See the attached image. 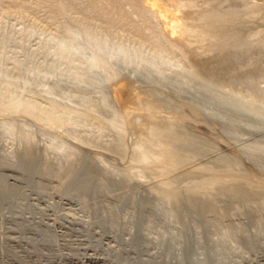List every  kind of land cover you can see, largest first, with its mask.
Here are the masks:
<instances>
[{"label": "rangeland", "instance_id": "rangeland-1", "mask_svg": "<svg viewBox=\"0 0 264 264\" xmlns=\"http://www.w3.org/2000/svg\"><path fill=\"white\" fill-rule=\"evenodd\" d=\"M136 1L138 5L141 3L145 5V0L143 2ZM171 1L167 0L168 3H166L163 0L162 2L173 6L178 0H174L173 4ZM179 2L182 9L178 6V2L175 8L179 7L186 12L180 10L185 22L186 20L189 22L186 24L195 30L197 27L203 26V24L195 26L196 23L191 22L192 19L195 21L197 15H200L196 14L197 9H192L194 8L193 3L197 4L198 2L197 5L200 4L199 7H201L203 6L201 1L190 0L193 5L188 3L189 0H179ZM185 2L188 6H192L189 7L192 11L189 10L191 13L193 12V15ZM249 2L257 4L260 1L251 0ZM209 3H212L210 9L207 7L204 10L207 13L203 12L207 15L208 12L220 11L222 8L227 11L230 6L227 0H214V4L213 1ZM22 4L21 11H19L13 8L12 0H0V264H94L93 262L97 261L104 262V264H264V202L259 204L261 200L264 201V172L255 168L249 161L247 162L242 151L232 148L233 145L234 147L238 145L237 148H240V142L245 146V142L242 141L246 140V136L242 137L245 138L242 141L240 139L234 143L229 137L214 132L213 129L210 131V128H207L211 127L207 126L211 125L209 122L203 121L202 123H205L203 126L191 117L189 118L192 113L189 109L183 106L180 111L173 109L161 99L160 95H155L154 92H158L160 87L142 84L141 89L142 91L146 90V97L148 96L145 98L147 100L143 98L144 103L141 100V105H145V108L138 107L140 112L134 113L137 112L135 110L132 118L128 115L129 107L128 109L120 107V110L118 108L120 112L121 110L124 111L123 113L128 112L126 115L121 112L126 118L127 115L130 117L129 119L124 118L126 123L129 121L128 124L124 122L125 131L129 130L126 131L125 143L123 142V147L124 145L125 147H120L123 149L119 151L114 147L117 140H115L116 136L113 134V130L111 129V135L114 137L110 136V139L106 134L110 135L109 128L107 129L109 132H107L105 124L98 116L92 112L90 113L92 115L89 114L88 117L86 113L85 102L88 104V101H91L92 105L96 106L99 101L98 95L87 93L80 95L67 85H65L66 87L63 85L65 88L61 89L63 92L64 89L70 88V93H65L67 97L65 94L53 95L56 79L51 75L55 71H60V73L66 71L69 61L79 57L80 53H84L88 57L91 56L88 50L96 54L101 61L109 58L107 57L109 54L123 56L129 55L133 50L144 54L145 57L151 54L156 57V52H153L155 46H152V43H149L150 45L142 43L135 35L134 27L136 25L132 23L133 21L141 22L137 10L134 11L129 6H125L124 10L129 11L131 15L130 21L122 24L120 29L114 32L105 33L101 30H95L96 32L82 30L77 23L79 15L76 12L64 17H53L52 13L39 5L37 0H22ZM215 4L218 9L214 7ZM182 5L187 6L189 12ZM221 6L222 8H220ZM173 8L174 6L172 10ZM224 19H227V24L223 22ZM224 19L217 20V23L214 19L212 21L209 19L211 23L214 20V25L209 22V26L204 24V31L208 33L209 30H205L208 26L210 30L211 28L212 31L216 29L217 32H213V34L209 32L212 40L208 41L207 38H204L200 41L202 46L198 43L199 48L195 47L194 49L198 51L201 49V53L203 50L204 55L205 44L208 46L210 43L212 47V45L222 42V44L227 43V46H236L240 42L233 37H237V27L247 26L248 21L244 23L243 19L241 21L239 17L233 21L227 17ZM144 20L146 22L147 19ZM256 20L258 18L252 21L257 23ZM228 22L231 25L224 27V25H228ZM145 24H147V30H150V24L147 22ZM156 24L161 26L158 22ZM220 25L226 31L224 29L221 32ZM65 27L67 29L64 31ZM240 32L243 33V30ZM218 34L220 39L224 36L225 40L215 39ZM212 35H214L213 38ZM240 36L238 34V39ZM241 37L243 38V36ZM183 38L185 37L183 36ZM228 38L229 40L234 38L235 40H232L234 43L231 40L228 43ZM184 41L187 42V38ZM184 41L178 44L185 45ZM202 41L209 43L203 42V44ZM203 47L204 49H202ZM208 49H211L210 46ZM211 51L214 54L212 49ZM210 52L205 53L211 55ZM158 53L163 54V52ZM206 55L204 56L209 58V55ZM263 55L260 54L259 58L261 60L263 58L264 62ZM75 68L81 71L83 67L76 65ZM45 76L48 77L45 78ZM126 77L113 83L109 91L114 86L117 89L119 85H124L123 81L127 83L129 77L127 79ZM138 85L135 87L140 88L141 84ZM262 86L264 87V85ZM70 94L74 96L70 97ZM75 94H79V96L77 97ZM107 94L109 95L111 92ZM81 96L85 101L79 100L80 103L77 100ZM74 97H77V100ZM10 99H21L23 103L31 104L34 109L40 112L35 113L36 116L32 118L30 115L22 113L8 114L5 109L10 104ZM146 101H149L148 104ZM150 102L154 106L150 105ZM66 115L71 118L66 117L68 119L63 122L64 126L63 123L60 125L56 122V120L62 122ZM46 116L50 117L53 122L49 121V124L46 125ZM159 116L162 120H158ZM164 117L165 119H163ZM139 121L141 125L144 122L149 126L142 125L141 127ZM194 125L199 131L197 136L205 135L200 138L207 141L213 140L215 145L220 146L221 149L218 147L217 153H229V157L232 159L240 158L238 163L241 165L240 168H243L245 174L250 176L248 178V175H245L247 177L244 176L243 180L246 182H242V184L250 183V179L253 177L258 184L255 188L258 190L260 188L262 191L257 193L254 189L251 190L253 193L249 194H255L256 197L257 193L259 199L255 201V197H251L249 200L247 197L250 195L245 197L244 194L237 195L236 188H233L235 197L231 195L233 191L230 193L226 191L224 194L230 201L226 197L224 198L221 192L228 189V178H232L230 177L231 173H229L230 170L226 172L229 167L226 169L218 162L211 164L209 161L212 157L210 156L197 158V162H194L193 158L191 161V156L190 160H187L186 156L187 162L185 155L181 154L187 164H181L184 160L178 162L177 157H175L177 160L175 158L173 160V157L176 156L173 149L174 140L170 137V139L167 138L169 131L165 132L164 130L168 127L170 129L176 127L177 130L180 128L183 131L184 128L194 127ZM5 127L9 128V131ZM146 127L151 128L147 129ZM191 130L189 131L192 132ZM142 131H146V133L143 132L145 135ZM207 131L210 134H207ZM211 132H213V136ZM21 133L28 134L26 135L28 137L32 136L29 150L27 145L19 143L17 135ZM148 136L153 138H148ZM222 138L224 142L226 139L225 143L221 140ZM227 138L232 143L228 142ZM247 138L253 141L246 140V145H248L247 141L251 144L256 139L255 137L250 138V136ZM148 139L152 141V144L148 142ZM111 140H113L112 144ZM157 144L159 147L165 146V149L162 148L167 150L166 153L170 157L173 155L172 160L167 162L163 153L165 162L162 160L159 162L152 158L155 156V147L158 149ZM230 151L238 156H233ZM141 152L145 156L143 157L145 160L138 158L142 154ZM64 156L65 160L71 158L72 161L71 159L65 161ZM69 161L71 162L67 166L66 163ZM171 161H176L178 167ZM179 164L182 168L184 165V168L179 170L181 168ZM189 164H193V166L191 167ZM204 166L210 171L212 170L213 175L212 171L203 169ZM198 167L200 170H197ZM216 170L221 173L217 175L214 172ZM222 171L225 174H222ZM214 173L217 175V179ZM159 174L161 177L158 176ZM210 174L215 178L213 177V179ZM221 174L227 179L224 180ZM209 176L213 180H210ZM238 183L241 184L237 181L236 185H239ZM100 186L104 189L101 190ZM240 191L248 193V190L245 189ZM219 194L220 197H218ZM239 197L240 199H238ZM82 199H86L85 203ZM216 200H219L218 204L220 203L221 207L219 210L223 215L219 213ZM241 200L244 201L242 203L244 205L241 204ZM224 202L229 204L227 206H230V210L224 206ZM222 204L224 205L221 206ZM247 204L248 206H246ZM240 205L242 207H239ZM217 212L218 216L224 217L223 220L215 215ZM216 221L218 222L216 223ZM219 223L224 224L220 226ZM234 228L241 230L232 233L231 230ZM224 229L228 232L227 234L231 232L230 237L225 238ZM221 231L224 233L221 234Z\"/></svg>", "mask_w": 264, "mask_h": 264}, {"label": "bare ground", "instance_id": "bare-ground-1", "mask_svg": "<svg viewBox=\"0 0 264 264\" xmlns=\"http://www.w3.org/2000/svg\"><path fill=\"white\" fill-rule=\"evenodd\" d=\"M37 1H38L39 5H41L43 8H47V10H49V12L52 13L53 17H64L67 15L73 14V12H76V14L79 15V19L77 22L78 25L81 27L82 30H85V31L87 30L89 32L90 31L96 32V31H100V30L104 31L105 33L114 32L117 29H120L119 27H121L122 24H125L128 21H130L131 15H130L129 11L124 10L125 6H129L134 11L137 10L138 18L141 20V22L139 23V21H138L135 23L133 21V23H132L133 25H136L134 27L135 32H136L135 35H136V37H138V39L141 40L142 43L148 44V45H150L149 43H152L151 45L155 46V49L153 52H156V57H154V54L146 55V57H145L144 54H139V53H137L136 50H133V52L129 53V55H123L122 56L119 54H109L107 56L109 58H106L104 61H101L100 58L96 54H94L90 50H88L91 53L90 54L91 56L88 57L84 53H80L79 57L72 58L69 61L67 68H66V71H63L62 73H60V71H57V72L55 71V73L53 75H51V77L53 76L56 79L55 80L56 82H54L56 86H54L55 88L53 87V90H54L53 95H55V96L57 94L58 95H64L65 93H67V94L70 93L69 92L70 88L73 89L74 91H77L80 95L87 93V94H94V95L99 96L98 97L99 98V101H98L99 104L97 103L96 106L92 105L93 103L91 101H88L87 99H86V101H88L89 103L87 104V102H85L87 105L86 107L84 106V103L83 102L82 103H83V106L87 110L86 113L88 114V117H89L90 113L94 112L95 116L97 115L98 118L101 120V122L105 124L106 130L109 128L110 135H109V133L105 132L106 134H108L109 137L110 136L114 137L113 135H111L112 134L111 131L113 130L112 132L116 136L115 140H117L116 143H114V147L117 150L121 151V149H123L125 147V145L123 147V144L125 143L124 139H125V135H127L126 131L129 130V129H127L125 131L126 128H124L125 127L124 126V122H125L124 118H126L124 115H126V113H128V112L123 113L124 111L121 110V112L124 114L123 115L119 111L120 107H122L123 109L125 107H126L125 109H128V107H129L131 112L128 110L129 111L128 115L132 118L133 112L136 110L137 112H134V113H138V111H139L138 107L143 106V105H141V103H142L141 100L144 103V101L147 100L145 98H148V96L146 97V94H145L146 90L142 91V89H141L142 84L143 85L148 84V85H152V86L155 85V86L160 87V90H159L160 92L159 91L154 92V93H156L155 94L156 96L160 95L161 99H163V101H165L168 105H170L176 111H180L181 110L180 108H183V107L189 109L190 113L192 112L190 114L189 118L191 117L192 119H194V121H197V123H201V125L205 124L206 122H209L211 125H207V126H211V127H207V128L208 129L210 128V131H211V129H213L214 132H218V133L223 134V136L229 137L231 139V141H233L234 143H237L238 141H240V139H241V141H242V139H245V138H246V140H248L249 137L247 138V136H250V138L255 137L256 138V139H254L255 141L252 142L251 144H249V142H251L252 139L248 140L249 142L247 141L248 145H246V140H244L242 142H245V146L243 144L241 145V142H240V144H239L240 148H237L238 145L235 147L233 145L232 148L234 150L242 151L241 153L246 158L247 162L249 161L250 163L253 164V166L255 168L257 167V169L259 168L260 171L264 172V87L262 86V85H264V62L262 61L263 58H262V60L259 58V57H261L260 54L261 55L264 54V53H261V52H264V0H259L260 2L257 4H253L254 2L251 4V2H249L251 0H227V3L230 4V6H228L229 10L227 9V11H226L221 6L220 8L223 9V10L221 9L222 11L220 9H219L220 11H217V10L211 11L210 13L208 12V15L204 14L206 12V11L204 12V10L207 7L209 8L212 5V3L210 4L209 2L213 1V4H214V0H199V1H201V5H203V6L199 7L200 4L197 5L198 2H197V4L193 3L194 8H192V9H197L198 12L196 14L199 13L200 15H197L198 17L196 16L197 18L195 19V21L192 19L191 22L192 23L195 22L196 23L195 26H198L200 24H203V26L201 25L200 27H197L196 30L193 28L191 29V27H189L187 25V24H189V22H187L188 20H186V22H187V24H186V22L184 20L185 18H183V16L181 15L182 13H180V10L182 9V7L180 5L182 2L180 1L181 2L180 3L179 0L177 2H178V6L181 9L179 7L175 8V6L177 5L176 4L177 2L174 3L175 1L172 0L171 4H173V3L175 4V5L173 4V6L175 8V9L173 8V10H172V7H173L172 5H171L172 7L169 5L171 7V9H170V7L166 4V3H168L167 0H164V2H166L164 4L162 2L163 0H145V5L141 2H140L141 4L138 5V2L136 0H124V1H120V0L119 1L118 0H37ZM141 1L143 2V0H141ZM195 1H198V0H195ZM188 3L192 4V3H190V0ZM208 3L210 4L209 6L207 5ZM169 4H170V2H169ZM217 4H218V2H217ZM225 4H226V2H225ZM12 5H13V8L15 10L21 11V8L23 5L22 0H12ZM185 5L188 6L187 3ZM184 6H183V8H184ZM187 6H185L184 9L187 10V8H188V10L189 9L191 10V8H189V7H192V6H188V7ZM214 7H216V4L214 5ZM216 9H218V8L216 7ZM191 11H190V13H191ZM181 12H184V11L181 10ZM184 13H186V12H184ZM191 14L193 15V12ZM226 17L230 21H233L234 19H236L238 17L241 18V21L243 19L244 23H246L245 21H248V24H246L248 27L245 26L243 23H241L244 25L243 28L237 27V30H236L237 37L236 36H233V37H235V39L237 38V40H239L240 42H238L236 46H232L229 44L230 46H232V47H230V46H227L228 45L227 43L222 44V42L220 41L221 44L218 43V45L217 44L212 45V47H211V44L208 41L212 40L211 34H213V32L216 33L217 30L215 29V31H212V28H211V30L209 29V27H208L210 25V24L208 25L209 19H211L210 21H212V19H214L215 23H217V20H222ZM154 18H156V19H154ZM255 18L256 19L258 18V20H256V22L258 21L257 23H254V21H252L253 19L255 20ZM144 19H147L146 22L148 24H150V30H147V28H146L147 24H145L146 22ZM186 19H187V17H186ZM155 20L161 25L160 27L158 24H156L157 22ZM214 20H213V23H211V22H209V23H211V25L212 24L214 25ZM226 20L223 22H225L227 24ZM229 22H228V25H224V27L231 25L230 24L231 22L230 23ZM239 22H240V20H239ZM219 23H222V22H219ZM204 24L208 25L207 26L208 28L207 27H206L207 29L205 28V30H209L208 33L206 31H204V28H203ZM195 26H194V28H195ZM222 27L223 26H221V28ZM224 27L222 29L220 28L219 30H221V32H222V30L225 29ZM66 29H67L66 27L63 28L64 31ZM233 29L235 30L234 27H233ZM240 30H243V33H241ZM225 31H226V29H225ZM209 32H211V34ZM238 34L243 36V38L240 36V39L242 38L241 40L238 39ZM214 35H212V38ZM183 36L185 38H183ZM215 36H217V35H215ZM186 38H187V42L184 41V40H186ZM204 38L208 39V41H205V42L209 43L208 46H210V48L214 51V54H213L212 51L210 52L211 49L209 50L208 46H205L206 44L204 45L205 49H204V47L202 48V49H204V55H206V54L209 55V58H207L203 55V50L201 53L200 52L201 49H200V51H198L197 49H194L195 47L199 48L197 45H199L198 43H200V45H201L200 41L202 39L204 40ZM220 38L221 37H219V34H218V37L215 39H218V41L222 40V39L225 40L224 36H222V39H220ZM231 38H230V40H231ZM235 39L233 38L232 40H235ZM182 40L184 41L185 45L184 44L183 45L178 44ZM228 40H229V38H228ZM230 40H229V42L228 41L227 42L230 43ZM213 41H214V39H213ZM203 42L204 41H202V43ZM206 48H207V50H206ZM208 51L211 53V55L213 54V56H211L209 53H205ZM158 52H163V54L160 55ZM76 65H77V67L78 66L83 67L81 69V71L76 70V68H75ZM243 68H245V71H243ZM241 71H243V72H241ZM125 76L129 77V81L127 83H125V81H123L124 85H122V84H121L122 86L119 85V88H117V89H116V86H114V88L109 91L110 86L113 83L117 82L120 79H124ZM46 77H48V76H45V78ZM127 77H126V79H127ZM45 78H43V79H45ZM138 84H141L140 88L135 87ZM63 85L64 86L65 85L70 86V88L68 87V89L66 88L62 92L63 88L66 87V86L64 87ZM138 87H139V85H138ZM137 89H139V90H137ZM143 89H144V87H143ZM65 90H68V92H65ZM161 90H162V92H161ZM74 91H73V93H74ZM109 92H111V94L108 95L107 93H109ZM151 93L153 94V90L151 91ZM157 93H159V94H157ZM67 94H65L66 97H67ZM79 94L78 95L75 94V95L78 97ZM72 95L70 94V97L74 96V95L73 96ZM149 96H150V94H149ZM61 97H63V96H61ZM77 97H74V98L77 100ZM83 98H85V97H83ZM125 98H126V100H125ZM143 98L145 100H143ZM150 98H151V96H150ZM11 99H10V101H11L10 104L8 106H6V109H5L8 114H10V113L11 114L22 113V114L30 115L32 118L33 116H36V115H34L35 113L38 114V112H40V111H37L36 109H34L33 106H31V104L29 105L26 102L23 103L21 101V99L20 100H16V99L11 100ZM118 99H120V100H118ZM79 100L85 101V99L82 100V96L79 97L77 100L78 102L81 103V101H79ZM146 102L148 104L149 101H146ZM74 104H76L75 101H74ZM149 104L152 106H154V104H155V106H156L155 102H154V104H152V102H150ZM143 107L145 108V105ZM148 107L151 108V106H148ZM148 107H146V108H148ZM118 108H119V110H118ZM151 109H148V110L151 111ZM157 109H159V108H157ZM76 110H77V108H76ZM148 110H146V111H148ZM67 111H68V109H67ZM71 111H72V109H71ZM69 112H70V110H69ZM69 112H67V113H69ZM144 112H145V110H144ZM64 113H66V112H64ZM164 113H166V112H164ZM87 114H85V115H87ZM90 115H92V114H90ZM128 115H127V118L129 119L130 117H128ZM136 115L138 116V114H136ZM157 115H159V114H157ZM46 117L48 118V120L46 118L47 123L46 122H44V123H46V125H47V124H49V121L50 122L52 121V119L48 116H46ZM66 117H68V115H66L64 117L65 119L62 122L58 121V120H56V122L60 123V125H61V123L66 122L65 120H67L68 118H71V117H68L66 119ZM85 117L87 118V116H85ZM159 119L162 120L161 116H159L158 120ZM163 119H165V117ZM201 119H202V121H201ZM35 121H37V119ZM79 121L81 122V120H79ZM203 121L205 123H202ZM128 123H129V121H128ZM128 123H126V124H128ZM147 124H144V122H143L142 125L149 126ZM140 125H141V122H140ZM142 125H141V127H142ZM63 126H64V123H63ZM163 126H164V123H163ZM151 127H149V128H151ZM5 128H7V127H5ZM137 128H139V127H137ZM149 128H147V129H149ZM165 128H167V127H165ZM174 128L176 129V127H174ZM174 128L170 129V127H168V129L164 130L165 132L169 131L168 132L169 134L166 137L167 138L170 137L174 140L173 141L174 142L173 143L174 144L173 149H174L176 156L173 157V160L175 157H177L178 162L183 161L184 158L182 159L181 154L183 156L185 155V160H186V156L188 157L187 160H190L189 157L191 156L190 157L191 161L193 158V159H195L194 162L196 161L197 158L200 159L203 157L205 158V157L210 156L212 158L210 161L208 159V161L211 164H213V162H218V163H220V165H223V167L226 169L229 167V169H227L226 172H228L230 170L229 173H231L230 177H232V178H228L229 179L228 180L229 181L228 189L231 188V190H228V189L222 190L221 195H223L224 198L225 197L227 198V196H225L226 191L227 192L229 191L228 193L233 191V193L231 195L232 196L235 195L233 188L237 189V190L235 189L237 195L238 194H242V195L244 194V197L249 196L250 195L249 193H251V190L255 189L254 191L257 193L260 190L262 191V189H260V188H259V190H258V188L257 189L255 188V187H257L256 186L257 183H256V180L253 179V177H252V179H250V183L248 182L246 184H242V182L243 183L246 182L243 179H245L244 176L248 175V174H245L246 172L243 170V168H240L241 165L238 164L240 162L239 161L240 158L237 157V159H232L231 157H229V155H230L229 153H226L227 154L226 155V154L222 153L223 151L221 152L222 154H220L219 152L217 153V149H218V147L220 148V146L215 145L213 140L207 141L203 138H200L203 135L202 136L200 135V137L197 136V134L199 133L198 129H196L197 126L195 127V125H194V127L184 128L183 131H181V129L179 127H178L179 131L177 129L175 130ZM190 129H192L191 130L192 132L189 131ZM7 130L9 131V128H7ZM10 130H12V129H10ZM135 130H137V129H135ZM138 130H140V129H138ZM107 132H109V131L107 130ZM143 132L144 131H142V133ZM149 132H150V130H149ZM12 133H14V132H12ZM23 133L17 135L19 138V143L24 144L25 146L27 145V149H28V147H30L32 144L31 143L32 136L29 135V137H28V136H26L28 134H23ZM142 133H141V135H142ZM144 133H146V131ZM212 133L213 132H211V134ZM207 134H210V133L208 132ZM207 134H206V137H207ZM144 135H143V137H144ZM152 135H153V133H152ZM214 135H215V133H214ZM212 136H213V134H212ZM243 136L244 137L246 136V137L242 138ZM111 137H110V139H111ZM148 138H153V137L148 136ZM220 138H221V136H220ZM230 139L227 138L228 142L230 141ZM151 140L154 141V139H151ZM221 140H223V138ZM112 141L113 140H111V144H112ZM146 141H147V139H146ZM148 142H150L152 144V141L149 140ZM225 142H226V139H225ZM225 142L223 140V143H225ZM159 144H161V143H159ZM159 144H157L158 149L155 147V149H154L155 150V156H153L152 158H154V160H156V161L159 160V162L161 160L163 162H165L166 159H167V162L172 160L171 157L173 155H171V157H170L169 154L166 153L167 150H164L165 146L163 147L161 145L164 148L163 149L162 147H159ZM217 144H218V141H217ZM85 145H86V143H85ZM146 145H147V142H146ZM120 147H123V148H120ZM167 148H169V146H167ZM28 150L25 152L27 153ZM171 150H172V148H171ZM168 152H169V150H168ZM162 153L165 155L166 159L162 156ZM215 153H217V154H215ZM230 153L232 154L233 151L232 152L230 151ZM212 154H215V155L211 156ZM232 155L234 156L235 154H232ZM25 156H27V154ZM235 156H238V155L236 154ZM143 157H145V156L142 153L140 155V157H138V158L143 159ZM169 158H171V159H169ZM64 160H65V156H64ZM67 160H65V161H67ZM143 160H145V158ZM185 160H184V162H181V164L186 163ZM71 161H72V159H71ZM71 161L66 163L67 166L69 165V163ZM167 162L165 163L166 165H167ZM171 162L173 164L176 161L175 162L171 161ZM171 162H169V163L171 164ZM209 162H208V164H209ZM218 163H217V165H218ZM181 164H179L181 167V168H179V170L184 168V165L182 168ZM211 164H210V166H211ZM214 164H216V163H214ZM174 165H176V163ZM189 165L191 167L193 166V164L192 165L189 164ZM167 167H169V166H167ZM218 167L220 168V166H217V168ZM187 168H189L188 165H187ZM205 168L206 167L204 166L203 169H205ZM224 168L222 170H224ZM167 170H169V169H167ZM197 170H200L199 167ZM208 170H209V168L208 169L206 168V171H208ZM211 171L209 170V172H211ZM214 172H216L217 175H219V173H221L220 171L218 173L217 170ZM224 172H225V170H224ZM224 172L222 171V174ZM211 174L213 175V171ZM216 174L214 175L215 177L217 176ZM222 174H221V176H223L224 180H225L226 177ZM171 175H172V173H171ZM212 175H211V177H212ZM158 176L161 177L160 174ZM190 177H191V175H190ZM245 177H247V176H245ZM208 178L210 179V176ZM221 178H220V181L222 180ZM248 178H250L249 175H248ZM248 178H246V179L248 180ZM185 179H187V178H185ZM216 179H217V177H216ZM237 181L241 182V184L238 183L239 185H236ZM236 186H238V187H236ZM259 186H261V185H259ZM100 187H101V190L104 189V188H102V186H100ZM244 189L248 190V193L246 191H240V190H244ZM98 191L100 192V190H98ZM99 192H97V193H99ZM263 192H264V190H263ZM252 193H253V191H252ZM257 193H256V197L254 196L255 195L254 194V195H250V197H247V199L249 198V200H250L251 197H253V198L255 197L254 199L256 201V199L260 198V197L257 198L258 197ZM263 194L261 193V195H263ZM218 197H220V194L218 195ZM218 199L220 200V198H218ZM238 199H240V197ZM85 200L82 199V201L84 203H85ZM219 200L218 201L216 200L217 204H218ZM234 201L236 202L235 199H234ZM258 201H260V200H258ZM261 201L259 202V204L264 202L263 200H261ZM224 203H225V205L222 204L221 206L224 205L226 208H229V210H230V206H227L228 203L227 204H226V202H224ZM242 203H244V201H242L241 204ZM86 204H88V203H86ZM195 204H196V202H195ZM214 204H215V201H214ZM219 204H218V206L215 204L217 207H219L218 210L221 208L219 206ZM235 204L237 206V203H235ZM230 205H231V203H230ZM232 205H234V204L232 203ZM242 205H244V204H242ZM201 206L203 207V205H201ZM246 206H248V204ZM239 207H242V206L240 205ZM249 207H251V206H249ZM226 208H224V209H226ZM237 208H238V206H237ZM222 210H221V212H222ZM239 211H240V209H239ZM213 212H214V209H213ZM223 212H224V210H223ZM219 213H220V210H219ZM220 214H222V213H220ZM215 215L218 216V212ZM218 217H220V216H218ZM220 218H222V220L224 219L223 216H221ZM220 218H219V220L221 221ZM218 221H216V223ZM223 224L224 223H222V224L219 223L218 225L222 226ZM216 227H218V226H216ZM223 228H224V226H223ZM218 229H220V228L218 227ZM225 229L223 231L226 232ZM221 230H222V228H221ZM240 230L241 229H239V228H234L231 231H232V233L233 232L236 233V231H240ZM223 233L221 231V234H223ZM227 233L228 232H226V237H225V234L223 235L225 238H228L227 236H229V234L231 232L229 234H227ZM93 263L94 264H104V262H100V261L93 262Z\"/></svg>", "mask_w": 264, "mask_h": 264}]
</instances>
